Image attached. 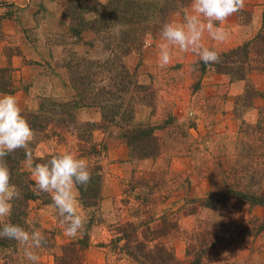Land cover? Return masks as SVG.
Wrapping results in <instances>:
<instances>
[{
    "label": "rangeland",
    "instance_id": "374dc122",
    "mask_svg": "<svg viewBox=\"0 0 264 264\" xmlns=\"http://www.w3.org/2000/svg\"><path fill=\"white\" fill-rule=\"evenodd\" d=\"M172 1L148 0L150 5L154 4L156 11L165 13ZM6 2L7 0H0V19L14 11V5H7ZM106 2L108 0H70L68 3L66 16L71 34L73 35L72 26L77 27L82 22L87 27L83 32L90 33L89 47L94 46L97 41L101 45L93 56L90 52L88 55L79 53L82 56L95 60H106L110 56L103 40L105 32L100 34L96 30L100 20L104 18L103 15L109 18L112 13H117L113 9L99 7ZM190 3L171 12L167 21L182 20ZM153 6L149 9L150 13L155 11ZM255 10L259 24L254 28ZM263 11L264 0H245L244 9L238 12L240 23L248 28L251 26L253 32L241 43L228 47V43L238 41L244 32L239 31L237 35H233L234 32H230L226 27L228 37L224 41H213L205 36L206 40L203 42L207 46H214L219 53L243 44L258 32ZM119 13L118 11L117 15ZM116 25L108 31L119 32L120 26ZM162 25V22H151L150 30L143 35L142 42L131 43L132 51L122 57L123 64L132 73L128 78L130 80L120 81L124 73L119 64L120 58L115 60L113 72L117 79L116 83L108 88V94L110 91L116 93L114 103L107 102L108 105L103 106L105 113L116 110L119 118L121 113H125L128 119L110 123L109 118L103 121V111L99 106H81L75 112L79 122L90 121L95 122L97 127L102 126L92 130L93 141L87 139V128H82L80 134L73 130L65 136L50 135L47 139H44V133L35 132L33 143H38L35 148H31L34 157H46L53 152L71 149L81 158L88 160L89 164H99L103 168L102 201L97 208H85L80 201L88 222L85 230L75 237L65 235L64 225L61 224V218L53 208L52 202L47 203L44 199L30 202L29 221L47 238L46 243L38 250L39 264H54L55 256L61 253L64 245L85 234L90 236V244L85 254L87 264H124L119 255L110 251L107 244L113 237V226L126 220L141 222L158 219L159 223L166 217L173 218L178 222L180 231L174 238L169 236L165 240L174 246L178 258L185 259L188 234L199 228L228 221L229 216H234L233 220L239 225L252 223L256 218H264V205H246L240 213L231 214L204 207L198 201L213 189L212 176L227 169L229 163L236 161L238 157L247 160L251 140L245 133L248 126L258 121L260 108L264 106V96L261 95L264 91L261 92L256 87V80L253 78L256 74L264 72L254 71L246 79L232 80L231 75L219 73L214 67L207 66L204 69L199 57L190 52H176L170 63L161 67L158 57ZM1 34L3 33L0 32V37ZM81 36L82 34L79 37ZM96 70L99 74H92V77L97 81L91 83L94 92L109 84L105 75H113L108 68ZM232 82H240L237 85L239 89H232ZM69 85L74 92L63 97L65 100L58 99L59 97L51 98L63 102L78 100L77 91L70 82ZM250 87L261 93L254 98L252 104H249L246 97ZM43 99L34 103L37 105L29 110H38L44 102ZM82 107L94 108V119L79 117L78 111ZM117 124L119 126L115 127ZM136 124L155 126L154 134L165 144L167 150L164 149L165 151L156 158H140L122 137L123 129ZM92 142L101 145L98 146L100 154L92 153ZM226 160L227 166L220 168V161ZM259 160L264 162V157ZM23 167L31 175L27 161ZM249 176L251 175L247 174V178ZM77 191L80 200L78 188ZM8 220L9 217L5 218L4 222ZM18 245L17 242L15 246L0 248L1 256L15 257L16 260H13L12 264H31L23 255V246ZM208 262L264 264V230L256 236H251L243 245L225 246L216 254L212 253Z\"/></svg>",
    "mask_w": 264,
    "mask_h": 264
},
{
    "label": "trees",
    "instance_id": "16d2710c",
    "mask_svg": "<svg viewBox=\"0 0 264 264\" xmlns=\"http://www.w3.org/2000/svg\"><path fill=\"white\" fill-rule=\"evenodd\" d=\"M190 2L191 0H173L168 6L167 13L156 11L154 4L150 5L148 0H108L100 5L101 8L120 12L118 15L112 13L109 18L103 15L104 18L100 20L99 26L96 28L100 34L105 32L103 40L110 56L106 60H95L74 51L70 52L64 65L67 68L70 83L77 91L79 98L75 102H63L55 98H48L43 100L44 102L41 103L38 110L22 111L33 130L44 133V139H47L50 135L65 136L66 133L73 130L80 134L82 128H87L89 132L87 139L92 140V130L100 129L102 126L97 127L95 122L90 121L79 122L75 112L81 106H99L103 111V121L109 118L108 122L110 123L128 119L129 117L125 113H121L119 118V113L116 110L105 113L103 106L108 105L107 102L114 103L116 93L109 90L108 94V88L116 83L117 78L113 72L116 58H120L119 64L124 73L120 81L130 80L128 78L132 76V73L121 59L132 51L133 44L131 43L140 44L143 35L150 30L151 22L164 23L170 17L171 12L177 8H184ZM152 6L155 11L150 13L149 9H152ZM79 24L77 27L72 26L73 35L76 37H79L87 28L84 23L80 22ZM116 24L120 26V31L109 32L108 30L111 27L114 28ZM207 66L214 67L219 73L231 75L232 80L246 79L254 71L264 72V11L261 27L253 38L220 53L218 63L206 64L202 61V67L206 69ZM97 68L105 70L108 68L114 76L105 75L109 84L99 87L98 91L94 92L91 83L97 80L92 77V74H99ZM9 71V68L0 70V91H14L11 84L5 81ZM259 94L261 93L258 90L250 87L246 93L249 104H252L254 98ZM261 95L264 96V93ZM259 112L258 121L248 126L245 133V136L251 140V145L248 146L247 160L238 157L236 161L229 163V168L227 167L211 177L214 187L207 196L198 200L202 206L237 214L246 205H264V162L259 160L260 157H264V106L260 108ZM118 126V124L115 125V127ZM116 129L115 132H117ZM155 129L156 127L152 125L127 126L123 129L122 137L140 158H156L167 148L154 134ZM37 143L38 141L30 147L35 148ZM98 146L101 145L96 142L91 143L92 153H101ZM34 158H37L34 162H42L37 156ZM45 158H50V155ZM5 160L10 168V183L15 185L21 193V197L12 202L13 209L8 222L20 224L29 229L30 202L44 199L50 203L52 202L51 196L34 190V180L31 178L30 172L23 167L26 162L23 149L9 153ZM227 164L226 160L220 161L218 165L220 168H225ZM90 167L92 176L88 185L86 187L78 185L77 188L80 192L82 205L85 208H97L102 201L103 168L99 164H90ZM247 174L251 176L247 178ZM233 219L234 216H229L228 221L211 227L203 226L192 234H188L185 259L178 258L174 246L165 240L169 236L174 238V235L180 231L178 222L169 217L159 223L158 219H147L141 222L126 220L117 223L112 228L113 237L107 245L110 251L120 256L124 264H209L208 260L212 253L216 254L225 246L243 245L251 236H256L264 230V218H256L254 222L244 225H239ZM0 228H2V224H0ZM89 238L90 236L85 234L76 241L64 245L61 253L55 256L54 264H87L85 254L90 244ZM16 243L14 240L0 239V248L15 246ZM13 260L16 258L1 256L0 249V264H12ZM41 264L46 263L42 262Z\"/></svg>",
    "mask_w": 264,
    "mask_h": 264
},
{
    "label": "clouds",
    "instance_id": "9594fccd",
    "mask_svg": "<svg viewBox=\"0 0 264 264\" xmlns=\"http://www.w3.org/2000/svg\"><path fill=\"white\" fill-rule=\"evenodd\" d=\"M245 7V0H191L182 20L165 21L160 30L159 64L170 63L176 52L192 53L204 63H218L220 53L214 46L203 41L207 35L213 41L222 42L228 37L225 22ZM35 131L17 97L13 94L0 95V239H9L23 246V255L31 264H39L38 250L46 243L44 233L32 226L29 229L20 224L4 222L13 209V200L21 193L10 183V168L5 160L9 153L23 149L31 170L35 191L50 194L52 206L64 225L65 235L75 237L87 225L88 217L79 200L77 186H87L92 170L89 161L66 149L53 152L50 158L35 159L31 145Z\"/></svg>",
    "mask_w": 264,
    "mask_h": 264
},
{
    "label": "crops",
    "instance_id": "0c3cea01",
    "mask_svg": "<svg viewBox=\"0 0 264 264\" xmlns=\"http://www.w3.org/2000/svg\"><path fill=\"white\" fill-rule=\"evenodd\" d=\"M69 2L70 0H7L6 2L7 5H14L12 6L14 11L0 19V32L3 33L0 37V70L9 68L5 81L11 84L14 91L1 90L0 95L6 93L15 95L22 111L36 106L37 104L34 103H38L41 98L59 97L58 99L65 100L63 97L74 92L70 88L68 71L64 65L69 53L74 50L87 55L90 52L93 56L96 49L101 48L99 41L89 47L88 41L91 38L87 31L78 38L71 34L66 16ZM255 13L256 10L254 28L259 24V17L257 18ZM239 23L238 12L225 22V27L230 32H234L233 35H237L239 31L244 32L238 41L228 43V47L241 43L253 32L251 26L248 28ZM253 79L256 80V87L263 92L264 73L256 74ZM238 83L240 82H232L231 88H238ZM78 114L79 117L86 116V120L87 117L89 119L95 117L94 108L90 107H82Z\"/></svg>",
    "mask_w": 264,
    "mask_h": 264
}]
</instances>
